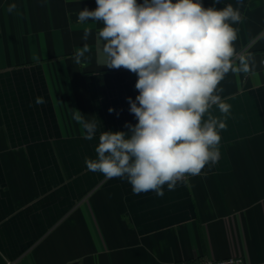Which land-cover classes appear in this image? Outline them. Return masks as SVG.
<instances>
[{
  "label": "crops",
  "instance_id": "crops-1",
  "mask_svg": "<svg viewBox=\"0 0 264 264\" xmlns=\"http://www.w3.org/2000/svg\"><path fill=\"white\" fill-rule=\"evenodd\" d=\"M201 2L241 14L233 67L216 91L230 114L213 105L204 116L226 123L219 160L158 196L133 194L126 179L85 166L101 132L137 123L126 98L139 94L136 74L104 65L103 22H78L96 0H0V264H191L230 255L264 264V0ZM84 121L97 123L92 140Z\"/></svg>",
  "mask_w": 264,
  "mask_h": 264
},
{
  "label": "clouds",
  "instance_id": "clouds-1",
  "mask_svg": "<svg viewBox=\"0 0 264 264\" xmlns=\"http://www.w3.org/2000/svg\"><path fill=\"white\" fill-rule=\"evenodd\" d=\"M96 4L94 10L81 9L78 22H103L97 36L103 42L104 65L136 74L139 94L135 100L126 98L137 123L126 122L127 132H101L97 156L86 157L85 166L106 179H126L133 194L154 191L163 196L165 185L174 190L186 176L199 175L219 160L220 130L226 123L204 116L213 105L225 118L230 114L231 105L216 91L233 67L237 31L232 25L241 20L240 11L231 4L206 8L201 0ZM15 7L10 5L9 11ZM35 103L45 100L37 96ZM83 127L86 139L95 138V121H84Z\"/></svg>",
  "mask_w": 264,
  "mask_h": 264
},
{
  "label": "built area",
  "instance_id": "built-area-1",
  "mask_svg": "<svg viewBox=\"0 0 264 264\" xmlns=\"http://www.w3.org/2000/svg\"><path fill=\"white\" fill-rule=\"evenodd\" d=\"M261 60L263 69L262 73H264V56L261 58ZM191 264H247V262L244 256L230 255L222 258H205Z\"/></svg>",
  "mask_w": 264,
  "mask_h": 264
}]
</instances>
